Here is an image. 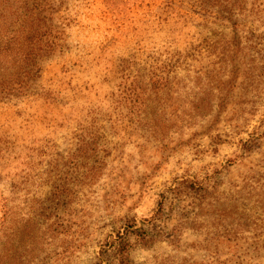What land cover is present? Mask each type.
Returning <instances> with one entry per match:
<instances>
[{
	"label": "rangeland",
	"instance_id": "obj_1",
	"mask_svg": "<svg viewBox=\"0 0 264 264\" xmlns=\"http://www.w3.org/2000/svg\"><path fill=\"white\" fill-rule=\"evenodd\" d=\"M52 2L66 48L0 100V264H264V0Z\"/></svg>",
	"mask_w": 264,
	"mask_h": 264
},
{
	"label": "trees",
	"instance_id": "obj_2",
	"mask_svg": "<svg viewBox=\"0 0 264 264\" xmlns=\"http://www.w3.org/2000/svg\"><path fill=\"white\" fill-rule=\"evenodd\" d=\"M7 3V5H6ZM0 100L27 94L40 76L44 60L61 53L66 34L54 21L52 0L0 1ZM163 88V77L152 79ZM204 111L202 116H206ZM124 249L125 246H124ZM124 254L126 251L120 249Z\"/></svg>",
	"mask_w": 264,
	"mask_h": 264
}]
</instances>
